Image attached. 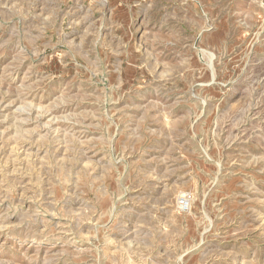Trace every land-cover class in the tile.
Wrapping results in <instances>:
<instances>
[{"label": "rangeland", "instance_id": "rangeland-1", "mask_svg": "<svg viewBox=\"0 0 264 264\" xmlns=\"http://www.w3.org/2000/svg\"><path fill=\"white\" fill-rule=\"evenodd\" d=\"M0 264H264V0H0Z\"/></svg>", "mask_w": 264, "mask_h": 264}, {"label": "built area", "instance_id": "built-area-1", "mask_svg": "<svg viewBox=\"0 0 264 264\" xmlns=\"http://www.w3.org/2000/svg\"><path fill=\"white\" fill-rule=\"evenodd\" d=\"M179 205L182 208H186L187 207V200L185 199V197L180 198Z\"/></svg>", "mask_w": 264, "mask_h": 264}]
</instances>
